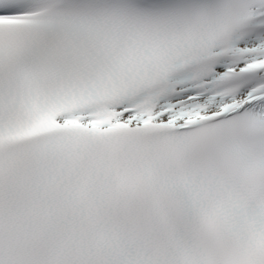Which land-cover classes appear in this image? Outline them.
Returning a JSON list of instances; mask_svg holds the SVG:
<instances>
[{"label":"snow or ice","instance_id":"1","mask_svg":"<svg viewBox=\"0 0 264 264\" xmlns=\"http://www.w3.org/2000/svg\"><path fill=\"white\" fill-rule=\"evenodd\" d=\"M0 264H264V0H0Z\"/></svg>","mask_w":264,"mask_h":264}]
</instances>
